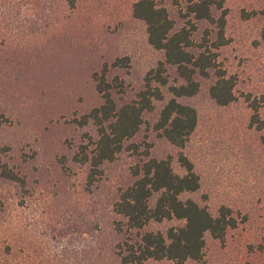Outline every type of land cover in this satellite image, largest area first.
<instances>
[{
	"label": "rangeland",
	"instance_id": "obj_1",
	"mask_svg": "<svg viewBox=\"0 0 264 264\" xmlns=\"http://www.w3.org/2000/svg\"><path fill=\"white\" fill-rule=\"evenodd\" d=\"M137 1L0 0V162L27 181L22 188L0 176V264H123L118 244L136 233L117 231L124 220L115 215L114 203L133 182L141 156L148 151L170 158L174 171L184 175L180 150L152 128L163 103L144 116L134 139L140 154L126 150L105 164L92 187L88 166L72 160L85 134L96 135L76 123L102 101L93 74L127 57L129 66L112 68L110 76L125 83L118 99L131 100L164 60L149 45L146 25L133 16ZM155 1L167 7L177 28L191 29L180 15L182 5ZM214 15L225 16L227 44L216 50L217 24L194 21L195 47L207 45L216 53V68L209 78L197 77L196 96L180 99L198 112L184 154L201 183L182 198L213 214L230 207L239 225L223 242L209 237L203 259L186 264H264V130L251 126L254 112L247 101L250 96L256 102L264 122V0H224ZM218 71L236 85L237 100L228 106L217 105L209 93ZM168 74L170 84L178 80L174 67ZM168 87H161L167 100ZM180 225L171 220L147 229L165 233Z\"/></svg>",
	"mask_w": 264,
	"mask_h": 264
},
{
	"label": "trees",
	"instance_id": "obj_2",
	"mask_svg": "<svg viewBox=\"0 0 264 264\" xmlns=\"http://www.w3.org/2000/svg\"><path fill=\"white\" fill-rule=\"evenodd\" d=\"M180 9L181 17L191 29L177 28L164 4L155 0H139L133 6V16L146 25L149 45L163 53L164 60L151 69L144 80L143 88L135 99H118L126 93L123 80L110 76L112 68L129 66V59H116L111 65L105 64L93 74V90L101 103L83 114L76 123L81 127L94 128L95 136L87 132L83 143L72 158L74 163L87 165V186L92 187L103 173V166L116 161L126 150L140 154V145L134 139L146 123L145 114L156 109V103H163L152 128L158 135L180 150L178 160L184 168V175L176 173L171 159L151 157L147 151L133 169V182L122 189L114 203V213L124 222L118 221L117 231L128 236L118 244L123 264H147L149 261H170L186 264L201 261L207 246V239L223 242L229 230L239 225L238 217L227 206L216 214L201 206L193 199H183L187 193L200 189V177L193 163L184 154L191 136L198 125L197 109L180 99L191 98L200 92L197 77L209 78L216 68V53L207 45L196 49L192 32L197 30L195 22L217 24L219 32L217 50L227 44L224 36L225 16L215 19L214 8L223 9L224 0H170ZM74 5V3H72ZM261 37L264 40V27ZM206 42V39H205ZM174 67L178 80L170 84L168 68ZM170 84V85H169ZM169 86L167 100L161 87ZM233 79L226 78L222 71L210 87L209 93L219 106H228L237 100ZM254 112L251 126L264 130V122L258 113L255 101L247 97ZM0 176L25 188L27 181L8 164L0 162ZM177 220L180 226L167 232L148 230L151 223Z\"/></svg>",
	"mask_w": 264,
	"mask_h": 264
}]
</instances>
